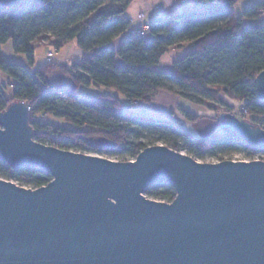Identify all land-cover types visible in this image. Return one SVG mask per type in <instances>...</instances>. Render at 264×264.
<instances>
[{
    "label": "water",
    "instance_id": "water-1",
    "mask_svg": "<svg viewBox=\"0 0 264 264\" xmlns=\"http://www.w3.org/2000/svg\"><path fill=\"white\" fill-rule=\"evenodd\" d=\"M46 80L72 86L55 72ZM253 84L264 102V70ZM29 118L26 100L0 111V160L51 179L29 188L0 178V264H264V161L202 162L162 144L117 161L37 142ZM218 123L264 150L259 125ZM92 143L110 145L103 136ZM152 184L171 186L173 199L147 197Z\"/></svg>",
    "mask_w": 264,
    "mask_h": 264
},
{
    "label": "trees",
    "instance_id": "trees-1",
    "mask_svg": "<svg viewBox=\"0 0 264 264\" xmlns=\"http://www.w3.org/2000/svg\"><path fill=\"white\" fill-rule=\"evenodd\" d=\"M132 1L21 0L18 7L0 6V71L12 79L9 96L0 84V111L11 102L26 100L30 104L33 139L65 150L128 154L134 158L149 145L129 137L138 138L144 131L160 134L165 146L183 150L193 158L256 150L219 123L205 134L189 136L171 118L129 114L117 96L76 94L80 85H104L130 102L148 104L159 90L179 94L174 87L211 97L217 103L221 102L218 94L223 93L244 102L247 112L237 114L228 107L212 122L234 116L264 129V102L253 84L255 75L264 70V22L259 21L264 0L245 6L241 15L233 10L236 0H191L192 8L153 17L144 37L130 32L114 50L109 44L129 28L125 11ZM243 18L247 23H242ZM7 39H11L15 52L26 56L27 64L2 58L1 45ZM68 41L81 51L78 62L65 66L44 60L35 65L36 48L46 45L57 51ZM185 44L192 49L172 60L170 70L153 69L161 54ZM56 71L72 81L71 88L61 91L48 85L47 73ZM206 105L217 109L209 102ZM180 108L191 123L204 118ZM37 113L54 115L69 126L41 123L32 117ZM217 128L223 132H216ZM95 136L105 137L110 145L96 147L92 143ZM0 177L29 188L45 185L51 179L41 169L13 168L1 160ZM144 194L169 202L175 192L171 186L152 184Z\"/></svg>",
    "mask_w": 264,
    "mask_h": 264
},
{
    "label": "rangeland",
    "instance_id": "rangeland-1",
    "mask_svg": "<svg viewBox=\"0 0 264 264\" xmlns=\"http://www.w3.org/2000/svg\"><path fill=\"white\" fill-rule=\"evenodd\" d=\"M137 0H134L136 2ZM245 1L247 0H236L233 5V10L236 13V15H241L243 8L246 4ZM260 0H253V2H257ZM138 2V1H137ZM251 2V0H250ZM161 10V9H160ZM158 10L154 9L151 11L148 16L146 17V21L149 22L152 19V14L155 13ZM159 11L158 14L161 16L169 15V11L167 8H163ZM126 12V11H125ZM247 19L243 18L242 23H247ZM260 21V20H259ZM47 35L50 34V32H46ZM53 47H48L46 45L39 46L35 49L34 52V63L39 64L44 62L46 60V53L48 50H53ZM191 47H182L175 50H168L161 54L160 59L157 64L153 65V69L157 71H167L170 69L171 61L179 59L183 57L188 51H190ZM74 50V45L72 41H68L64 43L59 50L53 51V58L51 61H56L63 57L64 55L72 56ZM1 55L2 58L11 61L16 62L19 64H27L26 56L21 52H15L12 48V42L11 39H7L2 45H1ZM34 67L30 66L29 70L33 72ZM59 71H56V74L59 75ZM12 82V79L0 71V84L3 86V91L5 95L9 96L11 95V87L10 83ZM174 90H176L179 94H174L169 92L160 94L159 98H154V101L156 102L157 108L153 109L152 106L150 107V104H143L141 102H130L128 99H126L121 93H119L116 89L107 87L104 85H89V86H83L80 85L77 90L76 94L81 97H90L95 94H110L117 96L120 100V104L124 111L128 112L132 115H142L147 117H157V118H171L175 122H177L180 127L188 133L190 136H198L201 134H205L209 131H211L213 127V122L211 121L212 118L218 116V114L221 113L222 110H225V108H228L230 105L232 106L234 102V99L227 97L223 93H219L218 96L221 100V102L217 103L214 102L211 97L200 95L197 92H193L190 90H182L177 87H174ZM175 96V97H174ZM172 98H175L173 101ZM206 102H209L211 104H214L217 109H213L212 107H208L206 105ZM234 105V104H233ZM183 107L187 111L193 113L197 116H204V118L199 119L195 123L189 122L185 118L184 112L180 108ZM34 119L40 121L41 123H49V124H56L59 126H69V124L58 117H55L51 114H45V113H37L32 116ZM262 123V122H259ZM217 130H220L218 128ZM96 137V136H95ZM130 140L133 141H140L144 142L147 145H158L162 144L164 145L165 141L161 139L160 134L158 133H152L150 131H144L142 135L138 138H135L134 135H131L129 137ZM181 152H184L183 150H180ZM246 151L244 150H234L231 152H225L220 153L216 152L213 156H203L202 158H195L202 162H216L219 161V158L222 159H229V158H241L244 156ZM104 156L108 157H115L121 158V159H130L132 158L128 154H120V155H110L105 153H99ZM106 158V157H105ZM109 159V158H108ZM111 159V158H110ZM2 179H5L3 177H0ZM14 183L18 184L17 182L13 181Z\"/></svg>",
    "mask_w": 264,
    "mask_h": 264
},
{
    "label": "crops",
    "instance_id": "crops-1",
    "mask_svg": "<svg viewBox=\"0 0 264 264\" xmlns=\"http://www.w3.org/2000/svg\"><path fill=\"white\" fill-rule=\"evenodd\" d=\"M138 1V2H137ZM136 2H134V0L129 4V6L127 7L126 9V12H125V15L127 18L129 19H134L137 15V13L143 9V8H146V7H149L150 6V9L148 10L146 16H145V19L143 21V23H148L146 21V17L148 16V14L153 11L154 9L158 10V13L159 11L162 12L161 10L163 8H167V10L169 11V13L171 14L172 12L174 11H180V10H186V9H190L192 8V4L191 2H183L181 0H137ZM253 3V0H247V2L245 1V3L243 4H246L245 6H248L249 4ZM161 9V10H160ZM157 11L155 13L152 14L153 17H157V16H161L160 14H158ZM152 17V18H153ZM260 22H264V12L262 13L261 17H260ZM140 25V22L134 20L132 23H130L129 25V28L123 32L122 34H120L119 36H117L115 39H113L111 42H110V46L114 49V50H117L120 43L122 42V40L130 33V31L135 28V27H138ZM73 45H74V50H73V55L76 54V53H81V51L75 46V43L72 41ZM182 47H190L188 45H184ZM181 47V48H182ZM169 50H175V49H169ZM72 56H67V55H64L63 57H61L60 59H58L57 61L60 62V63H63L64 61L70 59ZM172 62V61H171ZM171 68V66H170ZM170 70V69H169ZM163 93H168L167 91L165 90H159L154 96H152L150 98V101L148 104H150V107L152 106L153 109H156L157 108V105H156V102L154 101V98L156 97L157 99L159 98L160 94H163ZM161 97V96H160ZM175 97V96H174ZM173 101H175L174 99L175 98H172Z\"/></svg>",
    "mask_w": 264,
    "mask_h": 264
},
{
    "label": "built area",
    "instance_id": "built-area-1",
    "mask_svg": "<svg viewBox=\"0 0 264 264\" xmlns=\"http://www.w3.org/2000/svg\"><path fill=\"white\" fill-rule=\"evenodd\" d=\"M183 2H190L191 0H181ZM150 9V6L149 7H146V8H143L141 9L136 17L134 19H129L130 23H132L134 20L140 22V25L138 27H135L133 28L130 32L131 33H135V34H138L139 36L141 37H144L146 35V31L148 30V24L146 23H143L144 19H145V16L148 12V10ZM53 51H55L54 49L53 50H48L47 53H46V61H51L52 58H53ZM81 58V53H76L74 55H72V57L66 61L63 62V64L65 66H70L71 64L75 63V62H78ZM235 103L232 104V106L230 105L229 108L234 112V113H237V114H242V115H245L246 114V108L244 106V102L242 101H237V100H234ZM220 131V130H219ZM71 151H74V150H71ZM75 152H80V151H75ZM82 153H86V154H92V155H98V156H101V157H106L107 156H104L102 154H99V153H95V152H82ZM109 159L111 158L112 160H117V161H124V159H119V158H116L115 157H108ZM134 159L133 157L130 158V159H125V160H132ZM231 160H244V161H249V160H262L264 161V150L262 149H256L252 152H245L244 156L241 157V158H229ZM223 160V159H222Z\"/></svg>",
    "mask_w": 264,
    "mask_h": 264
}]
</instances>
